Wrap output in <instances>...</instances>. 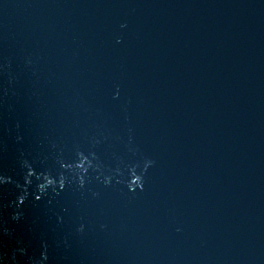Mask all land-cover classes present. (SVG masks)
<instances>
[{
  "label": "water",
  "instance_id": "95a60500",
  "mask_svg": "<svg viewBox=\"0 0 264 264\" xmlns=\"http://www.w3.org/2000/svg\"><path fill=\"white\" fill-rule=\"evenodd\" d=\"M0 264H264V0H0Z\"/></svg>",
  "mask_w": 264,
  "mask_h": 264
},
{
  "label": "snow or ice",
  "instance_id": "6c2138e0",
  "mask_svg": "<svg viewBox=\"0 0 264 264\" xmlns=\"http://www.w3.org/2000/svg\"><path fill=\"white\" fill-rule=\"evenodd\" d=\"M62 186V185H61Z\"/></svg>",
  "mask_w": 264,
  "mask_h": 264
}]
</instances>
